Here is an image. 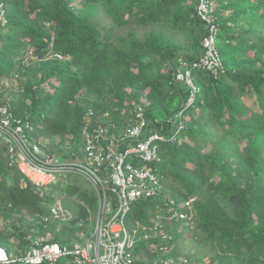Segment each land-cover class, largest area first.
Wrapping results in <instances>:
<instances>
[{
	"label": "trees",
	"instance_id": "16d2710c",
	"mask_svg": "<svg viewBox=\"0 0 264 264\" xmlns=\"http://www.w3.org/2000/svg\"><path fill=\"white\" fill-rule=\"evenodd\" d=\"M209 1L224 67L216 75L191 67L209 34L198 0H0V79H17L15 92L2 93L44 150L58 156L59 146H47L48 138L58 136L75 158L87 108L94 111V126H109L101 117L108 111L114 133L143 100L144 134L166 136L159 160L147 164L162 191L136 200L126 218L150 225L159 206L172 199L183 211L189 198L192 215L165 225L161 234H170L169 242L153 232L138 238L137 260L264 264V0ZM51 41L52 53L62 58L47 57ZM187 69L197 87L190 104L191 86L178 77ZM75 184L71 220L44 222L51 206L43 200L45 187L37 188L9 163L0 142V245L22 256L35 235L71 244L96 212L91 186L81 191ZM184 227L192 240L198 236L200 249L205 244L213 253L193 260L190 251L180 252Z\"/></svg>",
	"mask_w": 264,
	"mask_h": 264
},
{
	"label": "built area",
	"instance_id": "2783aa9c",
	"mask_svg": "<svg viewBox=\"0 0 264 264\" xmlns=\"http://www.w3.org/2000/svg\"><path fill=\"white\" fill-rule=\"evenodd\" d=\"M215 4L209 0H198L197 13L209 24V34L202 40V55L193 60L191 67L208 70L213 74L224 71L223 63L216 47L218 24L214 23ZM3 9L0 5V25L3 23ZM47 57L62 58L60 53H52V41ZM28 57H32L28 51ZM44 56H38L43 59ZM184 78L190 88L187 104L193 101L197 87L192 83L189 69L178 75ZM0 85V142L6 147L9 163L29 179L34 186L42 188L52 184L59 174L80 177L94 191L96 196V212L92 232L85 235L82 230L71 244L60 245L49 242L48 237L36 236L33 245L22 256H12L5 247L0 245V264H191L186 257L178 261L172 258L161 260H137L135 244L138 238L147 239L149 232L155 236L162 233L168 222L190 220V204L193 198L184 202L181 211L175 201L170 199L165 207L159 206L155 216L156 221L146 225L139 221L133 222L129 230L126 225V215L132 203L158 195L162 185L155 171L147 165L159 160V142L166 136L158 132L144 134L147 119L144 115L143 101L132 108V117L123 128L109 131V126L115 123L108 111L101 114L109 126L93 124L94 111L87 108L84 114V124L81 129L84 155L80 160L72 158L60 161L56 155L48 153L29 134V125L22 124L10 110L8 98H4ZM174 139V137H171ZM76 159V160H74ZM73 213L60 203L51 205L49 212L41 219L44 222H68ZM83 222L78 220L76 227ZM165 242L172 238L163 233ZM152 246V245H151ZM173 246L172 244L170 245ZM165 251L167 246H161ZM150 252L153 248L149 249Z\"/></svg>",
	"mask_w": 264,
	"mask_h": 264
},
{
	"label": "rangeland",
	"instance_id": "374dc122",
	"mask_svg": "<svg viewBox=\"0 0 264 264\" xmlns=\"http://www.w3.org/2000/svg\"><path fill=\"white\" fill-rule=\"evenodd\" d=\"M16 81H17L16 78H5L4 80L0 79V85L2 86L3 91H5V93H7L9 95V93L16 91V89H17ZM242 102H246L248 105L250 104L249 98H247L246 96L243 97ZM35 134H36V136L38 135V131L36 128H35ZM48 139H49L48 145H47L48 147H52L54 145L55 146L57 145V146H59V148H61L60 149L61 153L60 154L57 153L58 156L56 155V157L60 161H69L72 159L70 157L72 155L71 148L68 144L61 143L60 138L58 136L57 137H51ZM242 145L243 144H241V146ZM79 152L80 153H78V155L75 156V158L77 160H80L85 153L84 147L82 145L79 149ZM76 159H74V160H76ZM72 179L75 180L73 177L67 176L64 174L57 175L56 180L52 184L43 188L45 190V193L43 195V200L45 202H47L48 205H54V204L60 203L63 207L68 208L72 213H74L77 209V201L74 200L76 197L72 194V188L71 187L75 184V182H73V181H72L73 183L71 182ZM77 180H78L77 181L78 183H76L75 185H77V187H79L81 191H84L86 188L87 189L89 188L88 184L83 179H81L80 177H77ZM224 204H225V202H224ZM156 207H157V202L151 208L156 210ZM94 216H95V211L92 214V216L89 218L88 223H85L84 227H82L83 229H81L82 231L85 232V235H88L93 230L94 219H95ZM151 220L156 221L157 217L155 215H153L151 217ZM125 222H126L127 228L129 230H131L133 228V222H131L128 218H126ZM35 223H38V222H35ZM53 225H54V223H53ZM36 226L37 225H35V227ZM183 229H182V233H180V241L178 242V247L180 248L178 250H180V252L185 253L186 250L190 251L191 252L190 259L192 258L193 260H194L193 257L196 258L198 256H203V255H207V254L210 255L213 253L212 250L209 249L208 246L205 244H204V246L202 244V247L200 249V244L199 245L196 244V242L198 241V236L195 238L196 240L194 241L191 239L190 234L188 236L187 229L185 227ZM53 231L55 232V229ZM76 231H78V230H76ZM184 238H187V239H184ZM63 262H64V260H61V261H59V263H56V264H63Z\"/></svg>",
	"mask_w": 264,
	"mask_h": 264
},
{
	"label": "clouds",
	"instance_id": "9594fccd",
	"mask_svg": "<svg viewBox=\"0 0 264 264\" xmlns=\"http://www.w3.org/2000/svg\"><path fill=\"white\" fill-rule=\"evenodd\" d=\"M189 99V98H188Z\"/></svg>",
	"mask_w": 264,
	"mask_h": 264
}]
</instances>
